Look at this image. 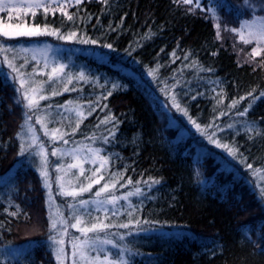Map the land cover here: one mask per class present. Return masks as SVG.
Instances as JSON below:
<instances>
[{
    "label": "trees",
    "instance_id": "obj_1",
    "mask_svg": "<svg viewBox=\"0 0 264 264\" xmlns=\"http://www.w3.org/2000/svg\"><path fill=\"white\" fill-rule=\"evenodd\" d=\"M256 15L264 10L244 0H72L30 18L55 37L0 38V264H60L49 237L65 230L50 231L28 123L49 168L70 163L56 148H94L104 160L66 172L79 194L55 193L68 224L108 225L65 232L67 250L111 241L90 248L85 264H264V47L253 56L231 31ZM43 43L62 47L61 71L21 51ZM99 198L105 210L85 208Z\"/></svg>",
    "mask_w": 264,
    "mask_h": 264
},
{
    "label": "rangeland",
    "instance_id": "obj_2",
    "mask_svg": "<svg viewBox=\"0 0 264 264\" xmlns=\"http://www.w3.org/2000/svg\"><path fill=\"white\" fill-rule=\"evenodd\" d=\"M71 2L72 0H43L45 4H48L49 7H53L59 4H63L64 2ZM196 1V0H193ZM17 7L15 8H9L5 7L4 11H0V31H9V32H18V31H27L32 28H38L42 32H45L43 35L38 36H14V37H5L0 35V38L3 39H16V38H37V37H55L52 33L53 31L46 28H40L37 26H33L30 22V18H32V13L38 9L44 10L43 7L41 8H33L31 10H27L25 3L23 0H16ZM250 21V20H248ZM243 23V22H242ZM240 28V26H239ZM248 30H244V35L247 38ZM238 39L240 41H243L241 39L240 34L237 32ZM244 42V41H243ZM250 44H252L253 49H261L264 47V43H261L260 45L257 44V41L251 40ZM62 50V47L53 46L49 43H43L41 45H33L27 49L22 48L21 51L24 54H27L31 57V59L42 62L45 66H55V68L59 69L61 66L60 63H56V57H58V54ZM253 53V50H252ZM55 64V65H54ZM1 65V62H0ZM20 85L21 82L19 81ZM30 100H35V94H27ZM28 102V100H27ZM25 140L27 141L28 145L27 147L31 150H33V153L38 156L39 159V173L41 170H44L47 172V181L48 185L50 187H46L47 193H48V203L53 208L52 215L53 217H56L57 213H59L58 217V223L57 228H62L61 230H65L62 232V237L60 240H63V243L60 244L59 249H63V252L61 254V261L60 264H85L87 261V253L90 252V248H97V249H106L105 243H97V242H91L88 241L87 245H85L83 248L80 249V251H83L85 253V257L81 258L79 255V251L73 247L74 243H80L83 241H75L74 243L69 242L68 244V250L66 249V245L68 243L67 238L65 236V232L72 228L74 230H81L80 224H77V221L72 222L71 224H68L64 219H62V214L59 212V209L55 207V193L58 192L66 197H74L72 195H67L65 193H76L79 194L75 189H72V187H67L70 184H72L74 181H76V175H74V171L70 172V175L68 176L67 181L66 179V172L71 171V169L75 168L78 173H81L84 169V166L86 164L89 165H97L99 168H101L104 164V160L101 157L100 151L98 149L94 148H86V147H74V148H56L53 149L50 154L55 151L56 155H52L56 160L58 161L61 158H66L67 160H70V163L68 164H61L58 162L54 167L51 168L48 167L49 156L46 152L45 148L39 144V137L36 133V129L31 124H26L25 126ZM36 157V156H34ZM34 157H32V161H34ZM37 158V157H36ZM30 161V160H29ZM42 161H46V164L42 166ZM72 165H75V167H72ZM72 173V174H71ZM44 183H45V178ZM99 180V179H98ZM66 183V185L64 184ZM64 184V185H63ZM69 184V185H68ZM88 187H86L87 189ZM102 193V192H101ZM76 196V195H75ZM91 204H84L87 207H94L95 209H103L105 210L108 206V203H102L99 199L93 200L90 202ZM90 205V206H89ZM60 221H63L61 223ZM77 225V227H72V225ZM83 229V228H82ZM87 241V240H84ZM89 250V251H88Z\"/></svg>",
    "mask_w": 264,
    "mask_h": 264
},
{
    "label": "snow or ice",
    "instance_id": "obj_3",
    "mask_svg": "<svg viewBox=\"0 0 264 264\" xmlns=\"http://www.w3.org/2000/svg\"><path fill=\"white\" fill-rule=\"evenodd\" d=\"M23 2L25 3L26 5V8L27 10H31L33 8H41L43 7L45 12H47L49 10V5L48 4H45L43 2V0H23ZM81 0H76V3H80ZM102 2L106 3L107 0H102ZM177 2H183L185 4H192L193 3V0H177ZM197 2V5L199 3V0H196ZM244 4L249 8V9H252L254 10V7H259L261 10H264V0H259V3L256 4L254 6L253 3L250 2V0H244ZM17 3H16V0H0V11H4L5 10V7H9V8H15L17 7ZM63 5H60L59 8L60 10L62 11L63 10ZM65 15H67V13H64ZM32 15H35V13L33 12ZM72 17L69 16V19H71ZM213 19H216L217 17L215 16V13L213 12ZM219 24H217V28L219 29ZM247 29L248 30V33H247V38L245 37L244 35V30ZM227 30V29H225ZM231 31L233 32H238L241 36V39L244 41V43H250L251 40H255L257 41V44L260 45L261 43H264V16H259V15H256V16H253V18L250 20V21H244L243 23H241L240 25V28L239 29H231ZM45 34V32H42L40 29L38 28H32V29H29L27 31H18V32H9V31H0V35L2 36H5V37H14V36H38V35H43ZM48 34H53L55 35L56 33L55 32H52V33H48ZM75 33H71L68 37H64V36H59L60 39H72L73 37H75ZM219 31L217 32V37L219 38ZM82 43H93L95 44L96 41H88V40H82L81 41ZM104 47H107V48H111L112 46L111 45H104ZM0 50H5L7 51L8 49H3V46H0ZM253 56L255 55H259V51L257 49H253ZM10 67L13 68V70H15V66L14 65H9ZM62 70V66L61 68L57 69V68H53V73L57 72V71H61ZM151 74V73H150ZM249 95L251 96V93H249ZM261 96H264V93H261ZM24 98L26 100H28V107H32L33 104H34V101L33 100H30L27 93L24 94ZM45 97H40V99H44ZM241 99H243V97H241ZM235 104V102H234ZM234 106V105H233ZM248 111V109H245L244 112L240 113V115H244L246 112ZM187 113H185L186 115ZM39 122V121H38ZM195 123V122H193ZM196 127L199 129V125H196ZM211 139V137L209 138ZM65 143H67V141H65ZM222 145L220 144H217V147H221ZM222 147H224L228 152H229V155H235V152L233 149H230L227 145H223ZM26 151V148L21 145V150H20V153H18V155H23L24 152ZM52 155H56V152L54 151L52 153ZM42 166L44 164H46V161H42ZM72 167H75V165H72ZM247 167L249 168H252V165H247ZM97 171H99V169H97ZM40 175L42 178H45V186L46 187H50V185H48V181H47V172L44 171V170H41L40 171ZM102 178V177H101ZM93 183H99V180H96V181H93ZM158 183V181L156 182ZM92 187L91 184L88 185V188L87 189H81V191H87L89 190L90 188ZM109 185L108 184H105L103 188H101L99 191L96 192V195L99 196L101 194V192H104L108 189ZM139 189L136 190L137 193H139ZM67 195H72V196H75L77 195L76 193H65ZM133 193H129V195H132ZM261 195L264 196V191L261 192ZM115 199L116 198H113L112 202L114 203L115 202ZM81 203H85L84 201H81ZM13 215H15V213H13ZM58 217H59V213H57L56 217H52L50 216L49 217V226H50V231H56L57 229V223H58ZM61 223H63V221H60ZM80 221L78 220L77 221V224H79ZM128 225L127 224H122L120 225V227H127ZM72 227H77V225H72ZM108 225L106 224H93L91 226V228H85V229H81V231L83 233H87V232H96V231H100V230H103L104 228H107ZM50 240H52L54 243H58V244H62L63 243V240H57L56 236H50L49 237ZM88 241H83V242H80V243H74L73 244V247L76 248L78 251H79V255L81 256V258H84L85 257V253L83 251H80L81 248H83L85 245H87ZM103 243H111L110 240H105L103 241ZM115 246V245H114ZM63 252V249H54V253L56 254V258H57V261H61V254ZM95 259H99L98 257L95 258ZM106 264H127V262L125 260H123L122 258L121 259H118L116 260L115 262L113 261H110L108 259V257L106 256L104 258Z\"/></svg>",
    "mask_w": 264,
    "mask_h": 264
}]
</instances>
